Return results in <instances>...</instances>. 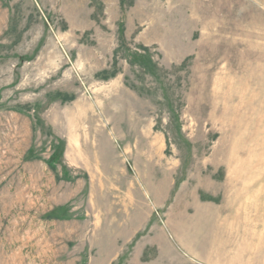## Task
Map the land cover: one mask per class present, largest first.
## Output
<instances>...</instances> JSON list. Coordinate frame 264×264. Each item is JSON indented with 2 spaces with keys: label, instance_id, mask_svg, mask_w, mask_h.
Segmentation results:
<instances>
[{
  "label": "rangeland",
  "instance_id": "1",
  "mask_svg": "<svg viewBox=\"0 0 264 264\" xmlns=\"http://www.w3.org/2000/svg\"><path fill=\"white\" fill-rule=\"evenodd\" d=\"M0 264H264V0H0Z\"/></svg>",
  "mask_w": 264,
  "mask_h": 264
}]
</instances>
